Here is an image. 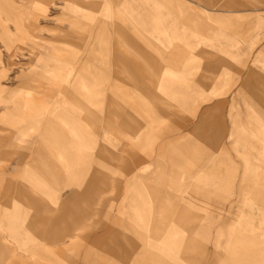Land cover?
Masks as SVG:
<instances>
[{"label":"rangeland","instance_id":"obj_1","mask_svg":"<svg viewBox=\"0 0 264 264\" xmlns=\"http://www.w3.org/2000/svg\"><path fill=\"white\" fill-rule=\"evenodd\" d=\"M198 9L210 19L174 23ZM220 59L230 72L213 89ZM253 93L264 0H0V264L264 258L249 242L264 239V206L239 200L253 146L230 147V104L214 107L235 99L254 130Z\"/></svg>","mask_w":264,"mask_h":264},{"label":"crops","instance_id":"obj_2","mask_svg":"<svg viewBox=\"0 0 264 264\" xmlns=\"http://www.w3.org/2000/svg\"><path fill=\"white\" fill-rule=\"evenodd\" d=\"M208 0H198V2L201 4V2H206ZM240 5V4H237ZM207 7V6H206ZM209 8V7H207ZM211 9V8H210ZM199 12L198 14H191L188 13L185 16L182 14H178L177 10H175V18H174V23L176 21H182L183 23L185 22H202L204 20H209L210 19V13L206 12L205 10L202 9H198ZM228 12L230 13H239L240 10L239 9H234V10H229ZM204 31V28L202 29V32ZM200 57H208L206 52H201ZM208 70L205 72L206 74H210V87H212L213 89L218 85L219 80L222 78L223 75H227L229 74L230 70H229V65L227 64V62H225L223 59H220L219 61L215 62V61H210L209 66H208ZM204 73V72H203ZM250 78H251V73H249L245 78L242 79V91L244 86L250 83ZM208 87V88H210ZM256 94V93H255ZM254 93L251 96H248L247 100H248V105H249V111L251 112V114H258V117L256 118V124L254 125L256 128L254 130H252L251 127H253L252 123H247L244 122L243 120L238 118V115H235L232 112V108L234 107L235 104V99H227V98H223V100L217 101L215 103L214 107H219L220 104H224L229 102L230 104V109L228 112V115H230V124L228 125V131H229V136H230V147L232 148H237L238 146H253V150L252 153L253 155L249 154L248 156V160L246 161L247 163V167L248 169H250V171L247 172V175L249 176H253L254 179L252 181H247L248 182H253V186L250 187H245L243 186L241 189V194H240V198L239 200L245 204L248 200V196L246 195L249 191L255 193L256 195V199L257 201L264 206V183L261 185L259 184V182H264V155H263V160L260 159L259 157V153H258V148L255 147L252 144L251 139L245 135V132L249 130H252V133L254 135H258V133H260L259 128L260 127H264V96L261 93H258L255 95ZM253 117V116H252ZM259 119V120H258ZM222 120V119H221ZM221 121L217 122V125L214 124V128L218 127V124ZM220 128H217V132L218 134L220 133L221 129V123L219 124ZM226 126V124H225ZM198 129H201V126L198 127ZM214 132H216V129L214 130ZM247 133V132H246ZM206 134V133H205ZM252 134V136H253ZM205 136H200V139H205ZM217 137V136H216ZM258 141L262 144V151L264 152V138H259ZM259 158L258 163H251L249 162L250 157L252 156H256ZM263 177L262 179H259V177ZM236 208H239V212L240 215H244V212H242L241 210V205H238L237 203H235ZM264 222V221H262ZM251 231L252 229H242L240 230L243 233V236L245 235V233L247 231ZM261 231H264L263 227H256L253 228L252 232L254 234H259ZM248 241V240H247ZM249 242H251L252 246H254L255 249H257L258 247L262 248L264 247V239H258V238H254L252 241L250 240ZM246 242L244 240H240L237 242V247L241 248L242 246L244 247H251V244H245ZM248 243V242H247ZM264 264V258L260 255L258 256V252H254V264ZM239 264H247L246 261H241L239 262Z\"/></svg>","mask_w":264,"mask_h":264},{"label":"bare ground","instance_id":"obj_3","mask_svg":"<svg viewBox=\"0 0 264 264\" xmlns=\"http://www.w3.org/2000/svg\"><path fill=\"white\" fill-rule=\"evenodd\" d=\"M16 45H17V42H16V43H14V46H15V47H16ZM18 46H19V45H18ZM16 48H17V47H16ZM33 204H34V203H32V206H33ZM34 206H35V205H34Z\"/></svg>","mask_w":264,"mask_h":264}]
</instances>
